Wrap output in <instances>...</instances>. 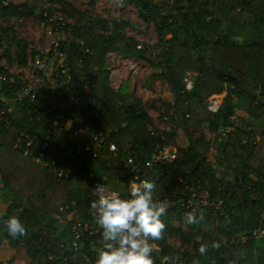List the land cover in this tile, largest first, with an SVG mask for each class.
<instances>
[{"label":"trees","instance_id":"obj_1","mask_svg":"<svg viewBox=\"0 0 264 264\" xmlns=\"http://www.w3.org/2000/svg\"><path fill=\"white\" fill-rule=\"evenodd\" d=\"M49 1L60 11L78 15V23L65 29L81 42L64 41L61 46L67 54L70 83L40 89L34 99L23 98L11 111L6 107L8 123L0 114L2 192L10 201L9 213L29 222L24 236L12 238L5 231L4 236L18 249L26 248L29 264H95L102 247L101 229L78 239L76 246L64 241L59 231L71 229L74 223L95 224L91 189L96 183L117 189L122 197L128 195L133 174L125 162L130 157L139 163L143 177L156 184V199L170 206L161 217L165 224L161 238L151 241L157 248L152 254L154 264H161L162 255L179 257L182 264H264V140L241 144L248 126L254 134L264 133V0H125L154 24L159 49L110 29L100 16L80 11L68 0ZM24 13L33 11L0 0V20ZM110 52L142 60L158 70L156 76L167 83L174 101L170 106L156 99L151 105L160 110V121L176 116L177 127L198 133L186 147L178 146L176 132H167L150 119L142 99L130 87L124 89L125 83L118 91L112 88L106 60ZM18 55L22 59L24 52ZM187 71L193 74L190 91L185 89ZM6 73L7 78L0 81V105L24 84ZM75 92L86 94V99L72 103L70 96ZM213 94H221L215 112L207 108ZM58 113L64 115L60 123L67 130L55 125ZM221 126L233 129L213 141L212 164L205 154L211 144L202 131H217ZM80 127L83 130L75 134ZM20 130L39 136L47 131V156L62 158L73 176L58 178L13 148ZM100 132L108 133L102 143L93 137ZM110 143L115 149L109 148ZM158 143L178 156L149 170L147 163ZM79 145L84 149L76 154ZM71 152L82 164L66 158ZM87 163L99 171L89 169ZM206 181L209 202L198 215L202 219L187 225V230L176 226L174 220L184 222L186 211L178 205L188 188ZM258 231L260 236L254 234ZM167 233L192 242L193 252L170 246ZM213 243L220 246L212 247ZM202 244L208 245L205 255L198 251ZM0 264H16L14 256L0 254Z\"/></svg>","mask_w":264,"mask_h":264},{"label":"built area","instance_id":"obj_2","mask_svg":"<svg viewBox=\"0 0 264 264\" xmlns=\"http://www.w3.org/2000/svg\"><path fill=\"white\" fill-rule=\"evenodd\" d=\"M2 2L7 4H12L8 0H2ZM35 16L41 20V25L46 31L47 42L42 47L38 53L35 55L34 61H26L28 68L33 70V73H36V78H29L23 75V69H20L16 72L18 79L22 80L21 88L12 93L11 96L5 97L0 105V114L3 115L4 123H8V116L6 115V107L8 105L19 103L23 98L31 96L34 99L40 89L46 88L50 90L56 89L58 86L67 85L71 82L72 76L70 73L69 65L67 63V54L62 49V43L66 41L65 39V26L70 24L67 22L65 14L57 8L55 4L49 0H42V5L35 7L33 10ZM109 56L114 61H107L108 64H111V71L109 80L112 85V88L118 91L122 85V80L127 79L132 81L140 71V61L136 60H127L120 59V56L110 53ZM8 71L11 75L10 67L5 61H0V81H3L7 78ZM10 80L13 81V78ZM114 80H118L115 82ZM193 88V74L190 71H187L185 74V89L190 91ZM259 92V90H257ZM221 94H213L208 98L207 108L211 112H215L220 103ZM86 99V94L84 93H72L70 100L72 103H80L82 100ZM54 108H56L54 106ZM97 110L98 108H94ZM93 110V111H95ZM99 110V109H98ZM99 114H97L98 116ZM64 118L62 113H58L57 117L54 120L55 125L59 126L60 130H67V127L61 125L60 120ZM234 122H237V118L230 117ZM177 117L174 116L173 119H168L164 117V126H160L161 129L166 130L167 132H176L177 127ZM2 126V125H1ZM233 128H227L226 126H221L217 131H210V148L213 149L212 143L214 140H221L225 137L230 130ZM82 127L77 132H81ZM248 135L241 137V144L246 145L250 141L253 144H257L264 140V133L254 134L251 131V128L248 126L246 128ZM47 133V132H46ZM95 139H98L100 143L107 139L108 133L100 132L97 135L93 136ZM49 136H39L37 134H30L26 130H20L17 134L13 148L18 149L24 157H27L32 162L37 165L47 167L52 172H54L58 178H68L73 176V174L63 166V159L49 158L47 156L46 150L49 145ZM84 149L83 145H79L75 150L76 154H79ZM96 155V153L94 154ZM176 152H169L168 147L164 143H158L155 147L153 154L151 155L150 161L147 163L149 170H152L158 162L162 160L173 161L177 158ZM125 166L129 169L130 173L133 174L131 184H138L141 180H146L143 175L139 163L134 161L132 158L128 157L125 162ZM209 183L206 181L204 184L192 185L188 188V191L182 201L179 203V207L183 208L186 213L193 212L197 216L204 213L205 207L209 202ZM119 191L115 188H111L103 182H98L91 189V194L94 197V200L98 198L100 194H109L111 192ZM120 194V193H119ZM127 197V196H126ZM125 197V198H126ZM154 199L156 196L154 194ZM166 210L170 207L166 205ZM72 235L74 238L73 245H77V240L83 236H93L99 233L100 228L96 224L89 223H74L71 227ZM254 234L260 236L262 231L254 232ZM244 239V237H242ZM154 252H157V248L153 246ZM76 250V247H75ZM168 255H162L161 264H167L165 257ZM76 257L75 252L72 254V258ZM66 260V259H64ZM58 264H62L59 262ZM176 264V262H174ZM177 264H182V262L177 261Z\"/></svg>","mask_w":264,"mask_h":264},{"label":"rangeland","instance_id":"obj_3","mask_svg":"<svg viewBox=\"0 0 264 264\" xmlns=\"http://www.w3.org/2000/svg\"><path fill=\"white\" fill-rule=\"evenodd\" d=\"M13 5H26L32 11L35 7L42 5V0H8ZM71 5L80 11L98 15L103 21H106L110 29L115 28L118 31H123L129 38H133L141 45L148 44L153 48L159 49L160 37L158 32L151 21H148L137 8L132 5H128L125 0H68ZM65 14L67 22L71 25L77 24L78 15L70 11H62ZM120 23H125L122 27L118 26ZM7 29L5 34L2 35V30ZM65 39L68 42L79 41L81 39L72 32H65ZM47 42L46 31L41 25V20L32 14L24 13L19 16H5L0 20V57L1 61H5L16 75V72L23 69V75L26 77L36 78V73H33L31 68L25 64H20L17 61H34L35 55L38 51L44 47ZM22 50L24 55L22 59H19L18 51ZM120 56V59L136 60L140 61V71L138 75L132 80H122L124 84L123 88L130 87L138 97H140L144 103V110L148 114L151 120L155 121L158 126H164V122L160 121V110L152 107V101L159 99L170 106L174 101L173 95L170 91L167 83L159 79L156 74L158 70L142 60L132 57H126L122 54L110 52ZM106 56L107 61H114L109 56ZM109 70V76L111 71V64L107 65ZM117 82L118 80H114ZM112 83V82H111ZM112 86V85H111ZM170 113V109L167 111ZM176 142L180 147H186L189 140L198 135L197 132H192L183 128H176ZM207 140L210 139L209 131L204 128L202 131ZM208 161L214 164V157L216 154L215 149H209L206 151ZM176 226H179L187 230V224L184 222H173ZM165 238L170 246L184 252L191 254L193 252L192 242H183L180 236L175 234H165Z\"/></svg>","mask_w":264,"mask_h":264},{"label":"clouds","instance_id":"obj_4","mask_svg":"<svg viewBox=\"0 0 264 264\" xmlns=\"http://www.w3.org/2000/svg\"><path fill=\"white\" fill-rule=\"evenodd\" d=\"M156 184L141 180L131 184L127 197L118 192L100 194L91 203L95 224L101 229L102 247L95 264H154L151 241L159 240L165 229L161 217L166 212L163 201L154 199ZM202 217L193 212L184 215L187 225L198 224ZM3 229L8 236L18 238L26 234V227L16 216L4 220ZM213 243L212 247H219ZM199 253L205 255L208 245L202 244ZM167 264H174L179 257L167 256Z\"/></svg>","mask_w":264,"mask_h":264},{"label":"crops","instance_id":"obj_5","mask_svg":"<svg viewBox=\"0 0 264 264\" xmlns=\"http://www.w3.org/2000/svg\"><path fill=\"white\" fill-rule=\"evenodd\" d=\"M230 71V70H227ZM231 72V71H230ZM232 74H235L232 72ZM8 110L10 109V111L12 109H16L18 107V103L8 105ZM209 131V130H208ZM47 131H40L41 134L45 135ZM210 132V131H209ZM110 149H115L114 145L110 143L109 145ZM69 160L75 161L78 164H82L78 159L75 153L71 152L67 155L66 157ZM86 166L90 169H92L95 172H98L99 169L96 167V165H90L89 163L86 164ZM3 181L1 179V175H0V254H4L6 257H12L14 256L15 259V263L16 264H29L31 259L29 257V255L26 252V248H19L16 245L11 244L12 242L9 240V238L4 236V229H3V222L4 220H6L7 218L11 217V216H16L18 217L21 222L25 225L26 230L29 228V222L25 219V218H21L19 217L17 214L15 215L14 213H9V205H10V201L4 196L3 192H2V188H3ZM51 223L53 224H57L55 219H51ZM59 236L66 241L67 243H73L74 238L72 235V231L70 228L68 227H62L59 231ZM17 250V251H16Z\"/></svg>","mask_w":264,"mask_h":264}]
</instances>
